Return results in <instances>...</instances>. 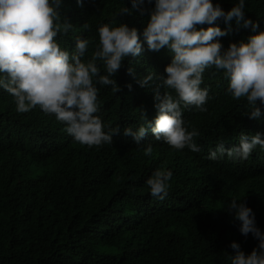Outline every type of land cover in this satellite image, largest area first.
Returning <instances> with one entry per match:
<instances>
[{
	"label": "trees",
	"instance_id": "16d2710c",
	"mask_svg": "<svg viewBox=\"0 0 264 264\" xmlns=\"http://www.w3.org/2000/svg\"><path fill=\"white\" fill-rule=\"evenodd\" d=\"M212 2L228 11L236 0ZM122 5L130 12L115 15ZM152 6L145 0L142 13L130 0H62L59 8L62 21L74 27L54 39L70 51L76 37L89 39L85 61L99 42V24L135 27L142 42L140 55L125 57L113 76L119 91L96 85L95 115L105 131L118 126L111 144H80L38 106L17 112L13 97L0 89V264H231V242L245 254L256 247L251 233L239 232L228 202L241 198L264 231V149L257 146L239 162L206 156L218 143L226 148L238 143L242 131L264 133V106L259 120L243 115L247 101L226 92L223 70L209 67L203 73L207 111L189 106L182 112L188 130L200 133L194 138L200 152L174 150L150 131L144 145L123 134L124 127L135 130L143 118L153 120L154 92L164 91L156 76L166 75L171 54L165 48L149 50L140 35ZM245 17L257 23V31L264 30V0H246ZM214 23L225 28L222 18ZM230 24L231 31L216 38L222 49L253 34ZM149 71L153 80L139 86L137 80ZM147 143L153 146L151 156L143 151ZM157 168L172 171L163 200L152 197L145 183Z\"/></svg>",
	"mask_w": 264,
	"mask_h": 264
},
{
	"label": "clouds",
	"instance_id": "9594fccd",
	"mask_svg": "<svg viewBox=\"0 0 264 264\" xmlns=\"http://www.w3.org/2000/svg\"><path fill=\"white\" fill-rule=\"evenodd\" d=\"M76 2L80 4L81 0ZM130 2L132 8L144 12L140 6L145 0ZM61 3L62 0H0V89L13 97L17 112L26 113L38 106L43 113L54 115L64 124V131L80 144L89 147L111 144L118 126L105 131L101 118L95 115L99 110L96 85L111 86L115 93L119 91L113 76L125 57L140 55L142 42L135 27L102 23L96 28L99 42L85 61L82 58L89 48V39L76 37L71 51L61 48L54 39L58 33L67 35L74 27L67 19L62 21ZM148 3L153 6L148 10V20L140 35L149 50L167 49L171 60L164 67L166 75L156 76L164 91L154 92L155 117L152 121L143 118L144 122L135 130L132 126L124 127L123 134L131 136L136 145H144L141 141L150 131L155 141H162L174 150L187 148L200 152L194 139L200 133L196 128L188 130L182 112L189 106L207 111L209 90L201 84L209 67L223 70L226 92L233 99L247 101L248 109L243 115L251 120L261 119L264 30L257 31V23L245 17L246 0H236L228 11L214 5L212 0H148ZM129 12L122 5L115 15ZM220 18L225 24L223 29L214 23ZM232 21L238 27L249 28L253 34L246 42L229 43L222 49L216 38L231 31ZM204 24L208 27H196ZM128 72L132 73L133 69L129 68ZM153 76L149 71L137 80L138 85L147 86ZM127 87L131 89L130 84ZM257 146L264 149V133L242 131L238 143L227 148L223 142L218 143L209 149L206 159L226 157L233 162L243 161ZM143 151L151 156L152 144L147 143ZM171 177L169 169L153 170L145 181L149 194L165 199ZM228 208L234 210L239 232L245 236L251 233L258 241L247 254L237 242H231L234 250V255L228 256L231 264H264V231L256 226L252 209L241 198H232Z\"/></svg>",
	"mask_w": 264,
	"mask_h": 264
}]
</instances>
